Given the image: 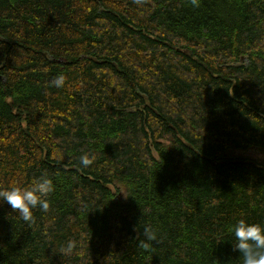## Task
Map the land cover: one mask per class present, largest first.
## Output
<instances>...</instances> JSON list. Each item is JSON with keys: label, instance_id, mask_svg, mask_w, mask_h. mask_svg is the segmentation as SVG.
Instances as JSON below:
<instances>
[{"label": "trees", "instance_id": "16d2710c", "mask_svg": "<svg viewBox=\"0 0 264 264\" xmlns=\"http://www.w3.org/2000/svg\"><path fill=\"white\" fill-rule=\"evenodd\" d=\"M254 151L264 0H0V189L54 185L30 224L0 199V264H243Z\"/></svg>", "mask_w": 264, "mask_h": 264}, {"label": "clouds", "instance_id": "9594fccd", "mask_svg": "<svg viewBox=\"0 0 264 264\" xmlns=\"http://www.w3.org/2000/svg\"><path fill=\"white\" fill-rule=\"evenodd\" d=\"M197 0H193L195 4ZM65 81L63 75H59L52 83L56 87H62ZM92 161L85 154L80 157V163L87 167ZM54 190L51 179L45 178L39 183H33L30 186H10L0 189V199L7 202L13 212H18L20 218L26 223L33 222V210L36 208L47 212L50 207V201L47 199ZM235 240L236 248L243 254V264H264V225L259 223H249L244 219L238 220L230 228ZM145 237L148 242L156 240L154 231L145 228ZM143 249L148 250L150 243L141 242ZM72 243L69 242L67 251H71Z\"/></svg>", "mask_w": 264, "mask_h": 264}, {"label": "rangeland", "instance_id": "374dc122", "mask_svg": "<svg viewBox=\"0 0 264 264\" xmlns=\"http://www.w3.org/2000/svg\"><path fill=\"white\" fill-rule=\"evenodd\" d=\"M238 155H241L243 157H248V158H251V159L256 160V161L264 162V151L263 152L254 151V152H248V153H244V154L238 153ZM124 196H125V194L122 191L121 197L124 198Z\"/></svg>", "mask_w": 264, "mask_h": 264}]
</instances>
